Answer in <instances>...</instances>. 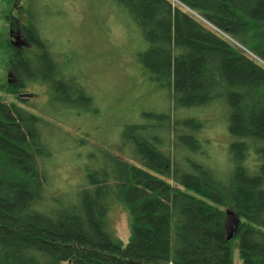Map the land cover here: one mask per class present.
<instances>
[{
  "label": "trees",
  "instance_id": "1",
  "mask_svg": "<svg viewBox=\"0 0 264 264\" xmlns=\"http://www.w3.org/2000/svg\"><path fill=\"white\" fill-rule=\"evenodd\" d=\"M109 1L140 31L145 47L134 61L167 86V112L125 116L119 141L83 166L79 185L62 188L46 120L0 97V264H233L234 241L243 264H264V0ZM28 5L23 15L40 1ZM41 21L25 16L23 48L0 30L16 76L0 90L17 97L42 83L63 109H99ZM217 108L229 136L223 162L205 137L207 119L180 118ZM116 143L130 159L110 150ZM116 203L129 215L127 243L111 227Z\"/></svg>",
  "mask_w": 264,
  "mask_h": 264
},
{
  "label": "rangeland",
  "instance_id": "2",
  "mask_svg": "<svg viewBox=\"0 0 264 264\" xmlns=\"http://www.w3.org/2000/svg\"><path fill=\"white\" fill-rule=\"evenodd\" d=\"M39 1L40 7L32 10V14L23 15L21 6L29 8V0H0V30L8 32L12 45L27 47L29 43L20 26L25 16L30 21L35 18L38 21L42 15L44 37L53 40L63 60H73L77 75L96 95L100 108L97 109L92 102L86 108L63 109L51 99L48 86L42 83H30L20 89L17 97L0 90V97L36 112L46 120L52 130L47 133L48 139L54 148L60 150L52 166L55 182L62 188L77 186L84 179L83 166L97 164L96 159L103 158L100 148L108 149L104 144L119 141L121 119L130 114H133V119L155 118V113L167 112L168 88L143 74L135 63L136 54L145 47L140 42V31L138 33L137 27L128 26L123 14L109 0ZM187 10L193 13L189 8ZM10 64L9 54L0 49V87L16 79ZM61 111L67 112L62 114ZM182 111L180 118L194 117L198 113L200 118L207 119L205 137L214 143L213 154L223 162L229 138L226 123L222 122L224 110L217 108L207 114L196 109ZM82 140L88 145H84ZM115 145L117 147L111 151L121 152L124 158L130 159L129 147L123 148L120 143ZM109 216L114 232L127 243L130 235L128 212L121 203H116ZM233 223L232 219L227 222L228 235L233 233ZM232 262L243 264L238 241L233 244ZM61 264L74 263L66 260Z\"/></svg>",
  "mask_w": 264,
  "mask_h": 264
},
{
  "label": "water",
  "instance_id": "3",
  "mask_svg": "<svg viewBox=\"0 0 264 264\" xmlns=\"http://www.w3.org/2000/svg\"><path fill=\"white\" fill-rule=\"evenodd\" d=\"M239 223H240V219H237V220H236L235 232H236V230H237V228H238ZM233 235H234V233L229 234L228 237H227V239L232 238Z\"/></svg>",
  "mask_w": 264,
  "mask_h": 264
},
{
  "label": "bare ground",
  "instance_id": "4",
  "mask_svg": "<svg viewBox=\"0 0 264 264\" xmlns=\"http://www.w3.org/2000/svg\"><path fill=\"white\" fill-rule=\"evenodd\" d=\"M192 12H193V10H192ZM196 17L200 18V14H199V13H197V14H196Z\"/></svg>",
  "mask_w": 264,
  "mask_h": 264
}]
</instances>
